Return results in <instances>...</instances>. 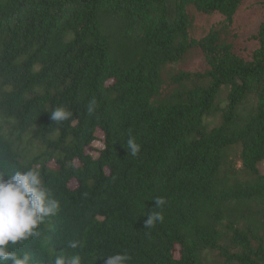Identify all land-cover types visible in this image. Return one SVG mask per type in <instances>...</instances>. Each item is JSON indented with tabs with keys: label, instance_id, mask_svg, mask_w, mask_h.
Segmentation results:
<instances>
[{
	"label": "trees",
	"instance_id": "trees-1",
	"mask_svg": "<svg viewBox=\"0 0 264 264\" xmlns=\"http://www.w3.org/2000/svg\"><path fill=\"white\" fill-rule=\"evenodd\" d=\"M246 1L0 0V116L18 142L53 137L24 163L0 129V165L38 168L60 204L18 245L36 264H264V20L247 58L231 33Z\"/></svg>",
	"mask_w": 264,
	"mask_h": 264
},
{
	"label": "clouds",
	"instance_id": "clouds-1",
	"mask_svg": "<svg viewBox=\"0 0 264 264\" xmlns=\"http://www.w3.org/2000/svg\"><path fill=\"white\" fill-rule=\"evenodd\" d=\"M95 100L87 109L89 114L94 112ZM56 124L73 120V113L64 107H57L51 111V117ZM126 150L133 157L140 152L141 146L134 137H129ZM155 208L164 203L161 197L155 198ZM60 210L59 201L45 182L41 171L27 164L9 168L0 165V264H36L32 254L18 248L23 242L39 236L40 226L47 219L54 217ZM146 227H152L163 221L159 211L148 212ZM71 250L81 249L83 245L78 241L67 244ZM105 264H129L127 253H113L103 257ZM40 264H84L79 251L68 254L48 256Z\"/></svg>",
	"mask_w": 264,
	"mask_h": 264
},
{
	"label": "rangeland",
	"instance_id": "rangeland-1",
	"mask_svg": "<svg viewBox=\"0 0 264 264\" xmlns=\"http://www.w3.org/2000/svg\"><path fill=\"white\" fill-rule=\"evenodd\" d=\"M264 20V8L260 5V0H247L234 18L231 33L234 36L235 51L243 58H247L254 50L255 45L250 37L255 35L260 23ZM201 63H196L195 67H200ZM1 132L8 137L10 142L15 144L18 153L24 155V163L33 160L35 157L47 153V141L53 140L52 136H48L46 141L32 138L31 134H26L18 142V133L15 130L13 122L5 116H0ZM96 149L101 148L98 143L93 144ZM48 151L47 156L50 155ZM56 155V153H53ZM94 158L97 153H93ZM260 173H264V162L259 165Z\"/></svg>",
	"mask_w": 264,
	"mask_h": 264
}]
</instances>
